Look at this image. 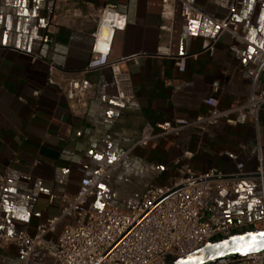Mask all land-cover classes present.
<instances>
[{"label":"crops","instance_id":"1","mask_svg":"<svg viewBox=\"0 0 264 264\" xmlns=\"http://www.w3.org/2000/svg\"><path fill=\"white\" fill-rule=\"evenodd\" d=\"M196 3L215 16L226 12L209 0ZM107 4L127 15L126 28L115 33L110 59L135 57L125 64L132 73L135 97L120 99L111 69H94L86 77L96 85V93L87 113L75 116L58 88L48 84L49 64L72 71L87 65L97 12ZM59 5L77 7L80 14L62 19L51 40L45 41ZM234 18L243 41L223 33L210 53L218 26L206 17L199 35H188L179 3L173 17L166 19L162 0H0V170L9 173L0 230L35 234L38 225L60 212L45 191L76 193L87 169L95 172L109 165L139 139L147 123L193 119L206 112L204 100L213 94L214 81L220 85V107L244 100L254 70L252 59L257 49H264V0H236ZM234 43L236 51L231 50ZM161 46L170 53L160 54ZM179 56H185V71L175 64ZM259 122V133L253 119L238 125L222 120L204 131L186 128L179 135L156 137L134 149L113 170L112 179L97 186L87 208L128 209L149 185H172L182 164L196 173L211 167L235 173L237 162L227 154L233 152L247 174L236 191L211 193L205 219L217 224L244 222L253 212L262 216L264 178L257 171L260 166L264 170L263 113ZM185 151L192 156L185 157ZM70 222L66 217L49 236L57 237ZM0 264H23V248L15 244L1 248ZM28 264H54V258L38 249Z\"/></svg>","mask_w":264,"mask_h":264},{"label":"built area","instance_id":"2","mask_svg":"<svg viewBox=\"0 0 264 264\" xmlns=\"http://www.w3.org/2000/svg\"><path fill=\"white\" fill-rule=\"evenodd\" d=\"M209 1L224 9V16L207 13L197 6L196 0H162V15L171 19L175 5L179 3L187 34L192 36L199 35L204 18L213 21L218 26V32L209 47L210 53H213L214 44L223 33H229L236 42L243 41L234 18L236 0ZM78 14L77 7L57 6L44 40H51V34L62 19ZM96 22L91 33L94 37L91 57L85 67L72 71L50 63L48 68V84L58 88L75 116L82 117L87 113L90 100L96 93V85L86 77V73L94 69H111L116 94L120 99L131 101L135 97L132 73L125 66L127 60L135 57L110 59L115 33L126 28L127 15L114 4H107L98 10ZM104 27L108 30L107 35L101 33ZM231 50H237L236 43L231 45ZM158 52L168 55L170 50L161 46ZM36 58L35 55L33 59ZM175 64L179 71H185V56L177 57ZM252 64L254 70L250 89L244 100L220 107L217 96L220 85L214 81L213 94L204 100L208 106L206 112L193 119L176 117L154 125L147 123L139 139L130 147L122 149L109 165L99 166L95 172L87 169L76 193L55 194L51 190L45 191L49 202L60 206L59 214L38 225L35 234L27 231L11 234L0 230V249L9 244L22 247L23 264H28L38 249L52 256L54 264H166L170 259L187 255L219 237L248 229H264V214L259 216L255 212L244 222L231 220L212 224L205 219L204 208L211 193L215 190L236 191L241 179L247 174L244 163L233 152L227 154L237 162L235 173L227 174L215 167L196 173L189 164L179 165L180 161L176 159L174 163L179 165V176L174 183L149 185L128 210L117 205H107L100 210L87 208V202L95 195L97 186L110 181L113 170L128 159L134 149L146 146L156 137L179 135L186 128L204 131L222 120L229 125H238L253 119L259 133V116L264 114V49H257ZM34 94L38 95L39 90H35ZM184 156L190 158L192 153L185 151ZM259 157H262L261 150ZM257 174L263 180L264 170L261 166ZM8 175L7 171L0 170V223L4 220L1 208ZM66 217L71 218L72 222L66 223L57 237L49 236ZM214 264H264V252L222 258Z\"/></svg>","mask_w":264,"mask_h":264},{"label":"water","instance_id":"3","mask_svg":"<svg viewBox=\"0 0 264 264\" xmlns=\"http://www.w3.org/2000/svg\"><path fill=\"white\" fill-rule=\"evenodd\" d=\"M256 252H264V229H248L219 237L187 255L170 259L166 264H214L222 258Z\"/></svg>","mask_w":264,"mask_h":264},{"label":"bare ground","instance_id":"4","mask_svg":"<svg viewBox=\"0 0 264 264\" xmlns=\"http://www.w3.org/2000/svg\"><path fill=\"white\" fill-rule=\"evenodd\" d=\"M101 33H102V35H107L108 34L107 28H105V27L102 28Z\"/></svg>","mask_w":264,"mask_h":264},{"label":"rangeland","instance_id":"5","mask_svg":"<svg viewBox=\"0 0 264 264\" xmlns=\"http://www.w3.org/2000/svg\"><path fill=\"white\" fill-rule=\"evenodd\" d=\"M119 207H120L121 209H123V210H128V209H129V208H128V209H125L123 206H119Z\"/></svg>","mask_w":264,"mask_h":264}]
</instances>
